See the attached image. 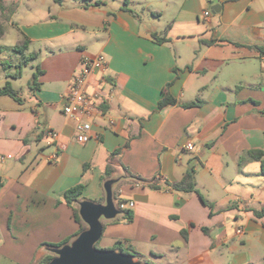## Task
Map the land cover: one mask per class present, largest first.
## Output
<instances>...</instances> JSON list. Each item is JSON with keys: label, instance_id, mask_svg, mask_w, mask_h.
<instances>
[{"label": "crops", "instance_id": "0c3cea01", "mask_svg": "<svg viewBox=\"0 0 264 264\" xmlns=\"http://www.w3.org/2000/svg\"><path fill=\"white\" fill-rule=\"evenodd\" d=\"M4 1L15 8L0 10L5 35L28 39L42 74L29 94L16 89L21 101L0 94V264H40L71 242L80 225L66 190L84 183L79 201L105 203L112 178L126 204L103 219L113 245L151 264H264V215L253 212L264 174L248 156L264 151V0H218L219 12L214 0ZM100 53L107 65L87 87L99 112L79 142L65 95ZM166 88L177 103L160 107ZM190 169L199 193L166 184Z\"/></svg>", "mask_w": 264, "mask_h": 264}, {"label": "water", "instance_id": "95a60500", "mask_svg": "<svg viewBox=\"0 0 264 264\" xmlns=\"http://www.w3.org/2000/svg\"><path fill=\"white\" fill-rule=\"evenodd\" d=\"M220 6L218 0L211 3L213 12H219ZM117 180L112 178L105 182V203L87 199L78 202L79 214L87 228L81 231L71 242L50 248L55 256L46 264H149L137 259L134 253L96 246L104 234L103 219H114L122 213L114 199L113 185Z\"/></svg>", "mask_w": 264, "mask_h": 264}, {"label": "trees", "instance_id": "16d2710c", "mask_svg": "<svg viewBox=\"0 0 264 264\" xmlns=\"http://www.w3.org/2000/svg\"><path fill=\"white\" fill-rule=\"evenodd\" d=\"M100 2V1H97ZM14 7L13 6H6L5 1L4 0H0V10L3 14H11L14 11ZM5 25H4V21L3 18L0 17V39L5 35ZM163 39L160 40V42H162ZM29 48V41L28 39H24L22 41H19L16 43L14 49L21 53L23 56V59L25 62H28L29 59H36L38 54L36 52H32L30 53L29 56L25 55V52L28 50ZM263 51V50H261ZM42 74V71H40L39 69H37V71L34 73L33 76V80L30 83V86L35 89V87L38 86V79L40 77V75ZM8 76H20V72H18L15 75H8ZM166 93L165 96L162 100H160L159 102V106L163 107L165 105L168 104H175L177 103V99L173 96H171L168 92H167V88L165 89ZM0 94H4V95H9L11 97H13L14 99L21 101V98L18 95V91L12 86L10 81H7L5 86L0 87ZM200 100L191 102V103H186L184 104V106L186 107H192V106H197L199 105ZM119 152L116 151L115 153H113V156L118 154ZM249 158L251 159H255V160H259L261 161V172L262 174H264V151L263 150H253V151H249L248 153ZM242 161V160H241ZM240 161V162H241ZM115 170L114 166L109 163L107 165L106 168V172H105V176H109L110 174H112V172ZM144 180V179H143ZM148 184L150 185V187L152 188H160V186L154 182H148ZM166 184L171 186L173 189L178 190V191H183V192H197L199 193V190L197 188V183H196V179H195V173L193 169L188 170L185 175L183 176V178L180 181H176V182H169L166 181ZM3 185V178L0 176V187ZM85 188V184L84 183H79L69 189L66 190L65 192V201L67 202V204L69 206L72 207L73 211H74V218L75 220L79 223L80 228L79 231L74 235H78L81 231H83L84 229L87 228L86 223L82 220L80 214H79V208L77 207L76 203L80 200V197L84 191ZM254 214L258 217H261L264 215V207L260 210H253ZM124 217L128 220L131 221L133 220V213L129 210H125V214ZM184 233V232H183ZM185 234V233H184ZM70 238L65 239L64 241L54 245V246H62L65 243H67L68 241H70ZM52 245V244H49ZM96 246L98 248L99 247V242H97ZM111 249H117V250H121L125 253H136L138 255V253L133 249V247L131 245H126L124 243V241L122 240H118L114 243V245L112 246ZM54 257V255H47L45 258H43V260L41 261L40 264H46L48 263L52 258Z\"/></svg>", "mask_w": 264, "mask_h": 264}, {"label": "built area", "instance_id": "2783aa9c", "mask_svg": "<svg viewBox=\"0 0 264 264\" xmlns=\"http://www.w3.org/2000/svg\"><path fill=\"white\" fill-rule=\"evenodd\" d=\"M210 11H205V15H209ZM107 59L104 54H97L95 56H85L82 59V67L77 72L69 85V90L65 95V105L63 112L72 117L75 122L76 139L79 142H87L93 137V117L99 112L97 108L96 99L98 94L88 93L87 87L89 77L94 69H105ZM46 135L54 143H59L60 133L55 129H48ZM62 147L61 144H59ZM189 149L193 147L192 143L187 145ZM134 203L131 202L130 206ZM125 203H120L119 208H125ZM241 232V229L238 230Z\"/></svg>", "mask_w": 264, "mask_h": 264}, {"label": "rangeland", "instance_id": "374dc122", "mask_svg": "<svg viewBox=\"0 0 264 264\" xmlns=\"http://www.w3.org/2000/svg\"><path fill=\"white\" fill-rule=\"evenodd\" d=\"M17 40L18 37L16 32H10L7 33L0 42V87L5 86L6 82L10 81L12 86L18 89L22 94H29L31 92L29 83H31L34 73L37 71L36 66L38 62L35 59H29L28 62L24 61L22 54L14 49ZM32 50L26 51L25 55L29 56ZM5 61L8 62V64H2ZM13 62L18 63V65L15 66L12 64ZM4 65L7 67L4 68ZM16 72H21V75L19 77L8 76L9 73ZM112 246L113 241L110 237V231L107 232L106 230L99 240V247L111 249ZM53 255L55 256V253H53ZM137 256L141 261L148 262L141 254Z\"/></svg>", "mask_w": 264, "mask_h": 264}]
</instances>
